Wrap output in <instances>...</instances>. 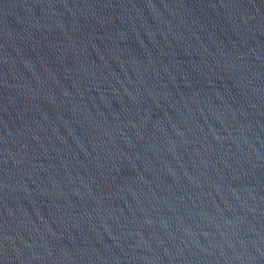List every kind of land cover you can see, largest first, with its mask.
<instances>
[{
    "label": "water",
    "instance_id": "obj_1",
    "mask_svg": "<svg viewBox=\"0 0 264 264\" xmlns=\"http://www.w3.org/2000/svg\"><path fill=\"white\" fill-rule=\"evenodd\" d=\"M0 264H264V0H0Z\"/></svg>",
    "mask_w": 264,
    "mask_h": 264
}]
</instances>
